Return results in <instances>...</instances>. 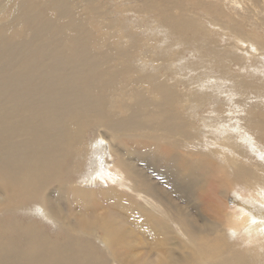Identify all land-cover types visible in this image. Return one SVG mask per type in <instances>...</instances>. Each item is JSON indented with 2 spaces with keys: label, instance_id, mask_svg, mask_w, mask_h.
<instances>
[{
  "label": "bare ground",
  "instance_id": "bare-ground-1",
  "mask_svg": "<svg viewBox=\"0 0 264 264\" xmlns=\"http://www.w3.org/2000/svg\"><path fill=\"white\" fill-rule=\"evenodd\" d=\"M36 2L7 1L0 12V264H264V110L247 101L251 80L217 66L215 81L228 89L222 104L210 102L212 117L202 119L207 132L197 141L174 104L195 95L199 110L216 95L183 94L154 71L134 79L146 81L150 94L129 87L130 68L113 64L114 56L127 59V45L98 51L106 43L68 0H48L45 15ZM149 2L177 39L199 33L201 24L182 15L177 0ZM236 28L226 26L233 36ZM243 34L234 37L233 54L263 59V40ZM208 78L199 88L208 89ZM87 156L95 163L83 175ZM148 170L173 193H197L210 222L179 206L184 199L160 189ZM212 178L220 189L203 192ZM26 211L65 238L1 218ZM138 240L152 259L132 254Z\"/></svg>",
  "mask_w": 264,
  "mask_h": 264
},
{
  "label": "rangeland",
  "instance_id": "rangeland-1",
  "mask_svg": "<svg viewBox=\"0 0 264 264\" xmlns=\"http://www.w3.org/2000/svg\"><path fill=\"white\" fill-rule=\"evenodd\" d=\"M7 1L10 2L12 0H0V12L5 6H8L6 3ZM19 1L20 0H14V2ZM36 1L37 6L39 7L38 9L43 12L44 15L50 14L48 0ZM68 1L73 15L82 22L83 25L90 28L87 30L92 32L94 37H97V40L103 39L107 44L96 46V50L103 51V49H113L119 44L127 45L124 47V49H127L128 51L126 55L127 59L121 58L122 56H114V62L112 60L111 62H113V64H119L118 60H120V63L124 61V64L130 68L128 77L130 75L132 85L130 84L129 87L138 89L139 92L150 94V88L146 81L139 80V83H136L134 79L138 76V73L147 74L154 71L153 73L156 72L159 77L167 80L169 83L172 82L170 79L173 78L174 80L172 83H177V88L183 91V94H191V92L193 93V90L197 89L205 91L204 95H207L205 96L206 98L210 96V93L217 96L213 97L212 100L208 102L204 101L200 104L199 110L194 106L202 100L200 101L197 99L195 95V98H190L191 101H184L186 98L185 95L182 97V102L180 104L178 102L174 104V110L179 113L178 117L185 120L186 123L190 122L189 133L194 136L189 137L197 138V141H199L201 137H204V132H207V129L202 126L201 121L202 119L212 117L210 114V111H212L210 109L212 104L210 102H213L214 100L222 104L221 101L224 97L223 93L227 92V83L222 84L221 81H215L217 77H219L216 76L218 75V65H222L225 70H229V73L234 76H247L252 84L248 90L252 96H249L247 101L253 102L254 105H259L258 107L261 109L263 108L262 110H264L263 56L259 55L257 52L253 58H249L250 56L246 54L247 57H244L243 52L236 51V54H233L232 51L234 50H231L234 43V37H240L243 33L247 34L250 39L255 40L257 39L256 37H259L264 42V0H177L180 9L179 12L189 18H194L203 27L198 30L199 33L196 34L194 39L192 34L188 33L186 40H180V38L177 39V35L160 25V12H158V9L155 8L153 4L149 5L151 3L149 1L152 0ZM169 2L173 4V2L175 3V0H169ZM47 8H49V10ZM227 24H235L237 26L236 29L238 31H235V36L231 33L233 32L232 30L229 32L226 29ZM251 34L256 37L249 36ZM108 37L109 39H107ZM104 47H106V49ZM235 56L241 58L238 59L235 58ZM206 77H209L207 80L209 81L208 89L203 87L199 88V81ZM194 93H196V90ZM244 102L245 100L243 103ZM117 106L118 105L115 106L116 110L119 111ZM223 106V110L226 111L228 108L227 104ZM187 108L190 109V111L186 110ZM194 112L197 113L194 114ZM94 140L95 132L90 129L85 139V143L91 144ZM178 140L180 141V139ZM181 154L186 155V153L182 151ZM72 160L71 166L74 163L83 161V155L78 157L77 160ZM89 160L90 156H87L85 164L82 165L83 175L90 172L92 164L94 165L95 163L91 162V164L88 165ZM129 162L135 170L139 171V168L141 167L137 160L129 159ZM147 175L150 176V179L154 183H157V186L160 189L183 198L184 200L181 202H176L179 206L186 208L188 211L191 210L196 218L201 221L210 222L208 220L209 216L205 213L204 205H201V200L197 193H192L188 197L182 195V197L181 194L178 193L179 191H176L173 186L171 187L178 194L171 192L166 188L164 183L161 184L159 175L154 171L148 170ZM153 175L156 179L153 178ZM71 176L66 175L65 179H71L72 181L74 179L75 181L77 180L78 175ZM218 181L219 180L212 178L208 183V187H206L203 192L212 193L213 189H220V181L219 183ZM98 182H100L99 177ZM195 195H197V198H195ZM233 198L234 196L232 199ZM72 204L70 203V207H73ZM4 214L1 217L3 219L9 218L16 221L24 220L23 222L29 224L34 223L41 228L47 236H51L53 239H55L57 234L56 238L58 240L65 238L62 231L59 230L60 232L58 233L52 227L44 226L39 218H32L27 211L21 213L22 216L20 214H15L16 216L13 215V217L10 215V217L9 214L8 216ZM15 217L19 218L16 219ZM138 221L139 219L136 218L129 222L135 224L134 222ZM135 233H137V228L135 229ZM74 236L83 239L84 235ZM136 246L137 248L132 254H136L139 258V254L146 253V251L139 249V240L137 241ZM240 247H243V245H240ZM95 250L102 259H106V255L98 250L96 246ZM146 256L152 259V255H150L149 252L146 253Z\"/></svg>",
  "mask_w": 264,
  "mask_h": 264
}]
</instances>
